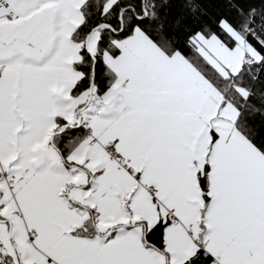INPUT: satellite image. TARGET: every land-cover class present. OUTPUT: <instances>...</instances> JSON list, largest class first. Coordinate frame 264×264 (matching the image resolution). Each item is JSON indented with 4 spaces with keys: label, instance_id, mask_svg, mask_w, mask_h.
Instances as JSON below:
<instances>
[{
    "label": "snow or ice",
    "instance_id": "6c2138e0",
    "mask_svg": "<svg viewBox=\"0 0 264 264\" xmlns=\"http://www.w3.org/2000/svg\"><path fill=\"white\" fill-rule=\"evenodd\" d=\"M0 264H264V0H0Z\"/></svg>",
    "mask_w": 264,
    "mask_h": 264
}]
</instances>
